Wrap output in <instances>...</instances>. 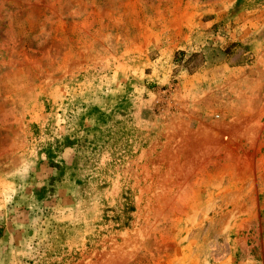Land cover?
<instances>
[{
	"label": "rangeland",
	"instance_id": "1",
	"mask_svg": "<svg viewBox=\"0 0 264 264\" xmlns=\"http://www.w3.org/2000/svg\"><path fill=\"white\" fill-rule=\"evenodd\" d=\"M0 264H264V0H0Z\"/></svg>",
	"mask_w": 264,
	"mask_h": 264
}]
</instances>
